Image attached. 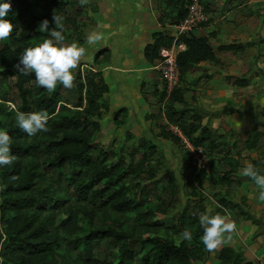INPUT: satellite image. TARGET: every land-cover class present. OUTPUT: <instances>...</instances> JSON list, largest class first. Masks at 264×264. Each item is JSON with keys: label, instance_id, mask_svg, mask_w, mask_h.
Returning a JSON list of instances; mask_svg holds the SVG:
<instances>
[{"label": "trees", "instance_id": "16d2710c", "mask_svg": "<svg viewBox=\"0 0 264 264\" xmlns=\"http://www.w3.org/2000/svg\"><path fill=\"white\" fill-rule=\"evenodd\" d=\"M200 1L207 12L208 5L204 0ZM4 2L12 5V11L7 18L15 27L12 36L0 47V65L3 66L0 70V82L5 83L9 78L13 80L12 86L17 93L20 111H46L50 117V131L38 133L36 136L27 135L18 128L12 113L0 105V130L8 132L11 136V154L16 157L11 166L0 167V264H110L93 257L94 243L103 240H111L117 244L115 264H195L209 254H214L219 264H254L244 258L242 251L231 246L208 252L201 242L203 229L199 225L198 212H188L187 208L181 211L173 225L166 226L165 229L171 233L189 229L192 242L182 238L176 243L166 235L147 236L143 239L144 243L141 241L142 246L132 248L130 240L140 238L141 235L106 227L85 231L76 246L69 244L67 250L60 252L59 232L45 228L41 222L44 212H67L59 227L71 235L81 230L76 222L81 212L80 203H88L93 208L97 204L96 209L109 208L116 213L126 214L138 211L141 202L135 196L130 197L126 191V173L123 169L126 166L125 160L108 161V154L102 149L95 155L92 153V130L98 128L93 117L98 113L99 100L108 92V85L101 72L91 70L83 74L77 73V97L75 104L69 107L58 89L48 92L36 85L34 74L22 75L14 68L25 49L38 46L45 39L51 38L47 32L39 29V25L41 21L48 19L50 28L53 27V12L63 17V23L67 21L74 25V16L66 18L62 15L68 1L0 0V3ZM188 2L189 0H174L172 5L175 14L170 20L171 24L177 23L185 16ZM151 37L152 40L146 43L142 50L143 57L151 64L160 59V48L170 47L174 41L184 44L185 49L176 55L180 71L179 83L189 67L203 61H218L207 37L188 33L175 39L162 31L153 32ZM260 42L264 43V39H260ZM250 44L253 43L224 44L219 45L218 50L238 52ZM226 79L232 80L237 86L248 84V79L243 77L228 76ZM155 93L161 101L182 104V109L170 110L168 118L181 128L193 144L214 151L216 145L210 128L201 123V115L198 112L187 106L181 83L171 91H167L164 84L163 90H155ZM171 106L173 107L172 104ZM123 110L125 108L118 109L114 113V119H117ZM186 118L187 121L184 120ZM182 121L187 122L185 126ZM261 125L264 126V123ZM160 136L164 140L180 143L179 138L169 130L160 131ZM262 136L263 131L259 130L257 125L253 126L242 142V147L248 150L256 149ZM236 144L234 141L230 147H236ZM138 145L146 147L152 154L155 153V145L145 142ZM222 160L228 169L216 180L225 184L230 181L231 175L237 172L239 159L227 148L223 152ZM252 164L260 165V172L264 174L262 159H254ZM45 168L58 173H63L69 168V175L63 177L66 186L63 188L58 185L52 191L48 186H39L47 176ZM14 176L18 179L14 180ZM168 187L170 192L175 191L173 174L169 175ZM70 199L73 203H69ZM221 202L226 203L232 210L237 209L244 219H250L239 203L225 198ZM82 211L92 223L93 210ZM76 249V256H73L71 251Z\"/></svg>", "mask_w": 264, "mask_h": 264}, {"label": "rangeland", "instance_id": "374dc122", "mask_svg": "<svg viewBox=\"0 0 264 264\" xmlns=\"http://www.w3.org/2000/svg\"><path fill=\"white\" fill-rule=\"evenodd\" d=\"M67 1V8L62 15L66 18L74 16L76 22L73 25L64 21L65 44L75 42L85 47L88 52L87 61L75 73L76 86L71 90L65 89L63 86L57 87L63 95L64 101L68 103L67 106L72 107L77 97V73L93 71L92 68L95 64L107 58L108 50L106 47L92 49L87 42L88 35L97 32L90 31V25L95 24L91 13L98 10L94 0H89V3L83 6L80 5L79 0ZM151 1L156 2L157 5L151 16L153 21L161 24L169 23L175 14L172 5L174 0ZM151 9L152 7L149 6V12ZM208 20L210 21V18ZM6 41H0V47ZM111 62L113 66H122L120 56L116 51L111 57ZM2 67L0 65V70L3 69ZM152 71L156 77L149 82L135 76L138 71L133 72L136 74L129 76L126 82L136 92L134 97L130 95L123 99H112L111 95L106 94L99 100L98 113L93 117L98 128L92 130V153L95 155L102 149L107 152L108 161L125 160L126 166L123 168L126 173L125 188L130 197L135 196L141 202V208L132 213L120 214L109 208L96 209L97 204L93 208L88 203H80L81 212L75 218L81 230L71 235L66 234L59 227L62 219L67 216V212L59 211L53 214L52 210L46 211L41 216V222L46 229L50 231L55 229L59 232L60 252L67 250L69 244L76 246L85 231L106 227L133 235H141L140 238L136 237L130 240L131 247L138 248L142 246L143 239L147 236L166 235L176 243L179 242L183 238V232L171 233L165 227L173 225L184 208H187L188 212L197 211L198 216L211 209L212 215L227 216L235 221L237 226L243 220H248L247 229L241 227L237 229L236 233L239 230L249 231V227L254 229V232L251 235L246 234V238L242 240L238 250L242 251L246 260L253 261L254 264H264V201L258 198L260 190L255 182L240 174L242 168L246 164L252 163V160L262 159L264 161V126L261 125L264 123V84L262 87L256 84L255 89L247 93L249 97L246 100L240 99L238 96L235 97V100H231L229 97L224 98L225 100H218L217 103L208 98L202 101L195 97L191 99L187 106H191L201 115V123L210 128L216 145L214 151L206 147L208 169L198 170L191 163L187 151L180 143L164 140L160 136V131H167L168 126L174 123L168 118L170 110H179L183 106L179 103H170L168 100H159L154 89L161 92L164 84L160 80L157 70L152 69ZM12 84L11 78L5 83L0 82V105L4 106L6 111H10L15 118V112L20 111V108L17 93ZM120 108H125V110L119 113L117 119H114V113ZM186 121H182L184 126ZM255 125L263 131V136L259 139L258 147L254 151L243 152L241 140L245 139ZM234 141L237 143L236 147H230ZM140 142L155 145V153L152 154L146 147L139 146ZM227 148L230 149L232 155L238 156L239 166L237 172L231 175L229 182L220 184L216 180L217 177L228 169L222 160L223 152ZM45 171L47 176L39 183V186H48L50 191L56 189L58 185L63 188L66 186L63 177L69 175V168H66L63 173L46 168ZM170 174L174 175V192H170L168 187ZM223 198L239 203L250 219H244L237 209L232 210L226 203H222ZM69 203H73L72 199ZM82 209L93 210L92 223L89 222ZM258 236L261 240L257 238ZM117 248V244L111 240L96 242L94 243L93 257L115 264ZM76 253L77 249L71 251L73 256H76ZM195 264H219V262L214 254H209Z\"/></svg>", "mask_w": 264, "mask_h": 264}, {"label": "crops", "instance_id": "0c3cea01", "mask_svg": "<svg viewBox=\"0 0 264 264\" xmlns=\"http://www.w3.org/2000/svg\"><path fill=\"white\" fill-rule=\"evenodd\" d=\"M204 1L208 5L210 21L194 29L190 34L207 37L218 61H203L186 70L181 82L186 104L188 105L194 97L200 101L208 98L216 103L229 97L235 100L236 96L246 100L249 97L247 93L254 90L256 84L261 87L264 84V43L260 42V39H264V0H218V3L216 0ZM94 2L98 10L91 13L95 24L90 25V31L102 34L103 39L92 44L91 48L106 47L108 56L92 69L101 72L108 85L106 94L111 95L112 99H123L130 95L134 97L136 92L126 82L129 76L136 74L133 72L138 71L135 76L148 82L156 77L152 71L156 69V63L147 62L141 50L152 40L153 32L162 31L172 35L170 32L172 24L153 21L151 16L157 5L151 0H94ZM149 6L152 7L151 12ZM216 16L219 17L215 18ZM246 42L253 44L243 51L218 50L219 45ZM115 51L120 56L122 66H113L111 62ZM228 76L243 77L248 79V84L237 86L232 80L226 79ZM155 90L157 91L156 88L154 92ZM243 141L244 139L241 143ZM254 150L244 149L243 152L250 153ZM247 221L243 220L237 229L241 227L247 229L249 223ZM253 232L254 229L250 227L249 231L239 230L233 235V240L223 246H231L238 250L246 234L251 235ZM257 238L261 240L260 236Z\"/></svg>", "mask_w": 264, "mask_h": 264}, {"label": "clouds", "instance_id": "9594fccd", "mask_svg": "<svg viewBox=\"0 0 264 264\" xmlns=\"http://www.w3.org/2000/svg\"><path fill=\"white\" fill-rule=\"evenodd\" d=\"M81 6L89 3V0H79ZM12 11L9 2L0 3V41L9 39L14 31V24L7 17ZM50 21L44 19L40 22L39 29L47 32L51 38L45 39L35 47H28L18 58L14 68L22 75L34 74L38 87L54 92L58 86L65 89H73L76 86V71L88 59L87 49L73 42L65 44L63 17L53 12ZM103 39L98 32L90 33L87 37L88 44H96ZM49 114L46 111L15 112V121L20 130L29 136L50 131L48 127ZM12 138L8 132L0 130V167L11 166L16 157L11 154ZM243 177L253 180L258 187L259 200L264 201V174L252 163L246 164L240 173ZM18 179V177H13ZM211 209L199 216V225L203 229L201 242L205 249L212 253L233 240L237 231V224L229 217L220 214H211ZM183 239L192 240V233L185 229Z\"/></svg>", "mask_w": 264, "mask_h": 264}, {"label": "built area", "instance_id": "2783aa9c", "mask_svg": "<svg viewBox=\"0 0 264 264\" xmlns=\"http://www.w3.org/2000/svg\"><path fill=\"white\" fill-rule=\"evenodd\" d=\"M209 16L200 0H189L186 5L185 16L170 26V32L176 39L180 35H187L194 29L208 22ZM184 44L174 41L170 47H162L159 50L160 59L156 62L155 68L158 70L162 82L167 91H171L179 85L180 71L176 61L178 52L184 50ZM168 130L177 136L181 145L187 151L191 163L198 170L208 169V159L205 149L201 145L193 144L182 132L177 124H170Z\"/></svg>", "mask_w": 264, "mask_h": 264}]
</instances>
